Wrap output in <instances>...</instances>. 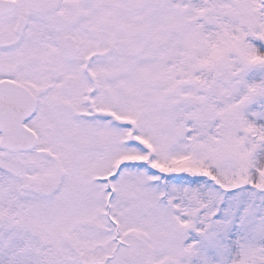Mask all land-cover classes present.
<instances>
[{
  "label": "snow or ice",
  "instance_id": "6c2138e0",
  "mask_svg": "<svg viewBox=\"0 0 264 264\" xmlns=\"http://www.w3.org/2000/svg\"><path fill=\"white\" fill-rule=\"evenodd\" d=\"M0 264H264V0H0Z\"/></svg>",
  "mask_w": 264,
  "mask_h": 264
}]
</instances>
